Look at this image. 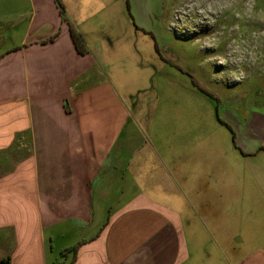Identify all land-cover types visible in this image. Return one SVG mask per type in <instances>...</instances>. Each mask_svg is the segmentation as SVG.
Masks as SVG:
<instances>
[{
	"label": "crops",
	"instance_id": "1",
	"mask_svg": "<svg viewBox=\"0 0 264 264\" xmlns=\"http://www.w3.org/2000/svg\"><path fill=\"white\" fill-rule=\"evenodd\" d=\"M59 1L84 55L55 0H0V264H264V105L224 113L241 156L179 148L108 74L147 0Z\"/></svg>",
	"mask_w": 264,
	"mask_h": 264
},
{
	"label": "rangeland",
	"instance_id": "2",
	"mask_svg": "<svg viewBox=\"0 0 264 264\" xmlns=\"http://www.w3.org/2000/svg\"><path fill=\"white\" fill-rule=\"evenodd\" d=\"M131 16L123 11L124 38L111 43L108 74L132 110L155 115L163 138L175 118L179 148L220 143L241 156L224 113L264 105V0H147Z\"/></svg>",
	"mask_w": 264,
	"mask_h": 264
},
{
	"label": "trees",
	"instance_id": "3",
	"mask_svg": "<svg viewBox=\"0 0 264 264\" xmlns=\"http://www.w3.org/2000/svg\"><path fill=\"white\" fill-rule=\"evenodd\" d=\"M57 7L59 9V14L64 22L67 23V18L65 16L64 8L59 0H55ZM68 24V23H67ZM69 27V34L70 38L73 42V45L75 46V49L79 55H84L87 53V48L85 41L80 33H78L70 24H68ZM55 34L54 36L50 37L47 41H53L56 38ZM222 124H224L222 121H220ZM66 252H71L73 254V258L76 256L77 247L73 246L70 249L65 250Z\"/></svg>",
	"mask_w": 264,
	"mask_h": 264
}]
</instances>
